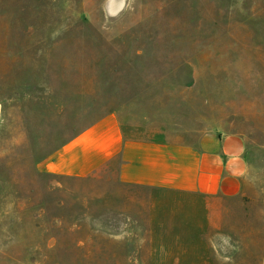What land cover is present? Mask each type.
<instances>
[{
	"label": "rangeland",
	"instance_id": "1",
	"mask_svg": "<svg viewBox=\"0 0 264 264\" xmlns=\"http://www.w3.org/2000/svg\"><path fill=\"white\" fill-rule=\"evenodd\" d=\"M110 112L138 139L240 136L242 193L123 184L113 164L44 173L18 211L3 152L42 160ZM172 241L192 264H264V0H0V264H162Z\"/></svg>",
	"mask_w": 264,
	"mask_h": 264
},
{
	"label": "crops",
	"instance_id": "2",
	"mask_svg": "<svg viewBox=\"0 0 264 264\" xmlns=\"http://www.w3.org/2000/svg\"><path fill=\"white\" fill-rule=\"evenodd\" d=\"M2 163L18 211L42 201L44 173L86 177L115 164L118 181L123 184L231 198L242 193L249 169L240 136L224 135L216 148L138 139L126 135L114 112L42 160L26 144L4 151ZM182 246L177 241L166 243L160 251L162 264H192L190 249Z\"/></svg>",
	"mask_w": 264,
	"mask_h": 264
}]
</instances>
